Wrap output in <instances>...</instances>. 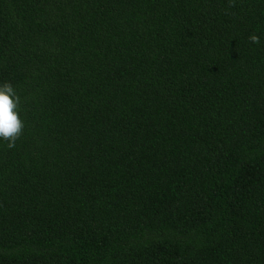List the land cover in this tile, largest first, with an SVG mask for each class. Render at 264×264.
Returning <instances> with one entry per match:
<instances>
[{"label": "trees", "instance_id": "obj_1", "mask_svg": "<svg viewBox=\"0 0 264 264\" xmlns=\"http://www.w3.org/2000/svg\"><path fill=\"white\" fill-rule=\"evenodd\" d=\"M232 3L0 0V264H264V0Z\"/></svg>", "mask_w": 264, "mask_h": 264}, {"label": "clouds", "instance_id": "obj_2", "mask_svg": "<svg viewBox=\"0 0 264 264\" xmlns=\"http://www.w3.org/2000/svg\"><path fill=\"white\" fill-rule=\"evenodd\" d=\"M230 6H234L229 0ZM253 44H260V37L256 34L249 36ZM21 100L10 82L0 84V139L7 142V147L12 149L16 141L23 134L25 124L20 118Z\"/></svg>", "mask_w": 264, "mask_h": 264}]
</instances>
